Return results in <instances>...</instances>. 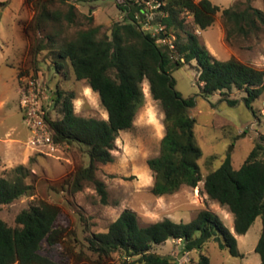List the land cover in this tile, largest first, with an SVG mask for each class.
<instances>
[{
	"label": "trees",
	"instance_id": "1",
	"mask_svg": "<svg viewBox=\"0 0 264 264\" xmlns=\"http://www.w3.org/2000/svg\"><path fill=\"white\" fill-rule=\"evenodd\" d=\"M81 1L95 0H23L34 11L29 30L41 32L47 23L61 20L72 24L74 3ZM161 1L163 6L152 23H161L166 33L175 35L173 50L159 46L155 38L140 30L144 5L139 0H116V8L125 15L123 21L112 24L109 37L99 36L98 26L89 27L56 48L55 72L63 69L59 61L67 60L75 80L85 81L97 93L107 114L106 120L77 116L72 104L74 94L54 90L55 105L46 115L54 141L78 144L89 157L86 167H78L70 175L69 190L79 191L84 182H89L100 203L107 204L106 187L95 177L97 164L112 163L118 134L132 130L134 117L144 102L142 83L146 81L150 96L159 103L164 126L158 155L147 160L154 178L150 193L154 197L172 195L183 186L194 189L202 181L201 193L232 215L234 234L244 235L260 217L261 232L254 251L259 264H264V135L258 136L239 169H233L227 158L202 178L197 164L201 153L193 132L195 120L189 114L194 97L183 98L175 90L171 76L174 69L194 61L199 95L218 93L221 101L233 106L237 100L228 94L235 89L245 94L243 101L252 110V104L264 94V69L254 68L235 57L224 61L213 58L194 29L206 30L220 12L225 41L229 42L233 36L245 39L264 31V12L248 3L243 8L236 3L221 9L209 0ZM54 5L65 6V12L50 10ZM180 32L184 35L182 40ZM45 49L36 45L33 56ZM55 109L61 114L60 119L52 118ZM28 173L25 167L17 166L11 170V178L0 176V206L34 194L33 185L26 182ZM59 212L58 206L37 200L16 215L15 227L7 226L0 219V264H54L42 254V244L55 247L62 243L65 233L57 226ZM169 239L180 240L184 253L201 251L213 240L231 256H240L235 236L216 214L204 209L189 222L166 218L144 227L138 224L134 212L124 210L105 232L92 234L87 247L104 260L117 254V264H177L169 256L152 252L154 245ZM199 263L208 264V258L201 255Z\"/></svg>",
	"mask_w": 264,
	"mask_h": 264
},
{
	"label": "rangeland",
	"instance_id": "2",
	"mask_svg": "<svg viewBox=\"0 0 264 264\" xmlns=\"http://www.w3.org/2000/svg\"><path fill=\"white\" fill-rule=\"evenodd\" d=\"M209 1L221 9L236 3L243 8L248 3L264 12V0ZM74 5L72 24L64 20L49 22L43 31L33 33L28 27L34 15L33 9L23 4V0H0V176L11 178V170L23 166L29 172L26 182L34 187L32 196H23L10 204L1 205L0 219L7 226L15 227V217L20 211L37 200L47 201L58 206L57 226L64 230L65 237L55 247L43 243V255L54 264H117V254L107 260L100 259L88 250L87 240L92 234L105 232L124 210L134 212L138 224L144 227L166 218L174 222H189L204 209L216 214L235 236L240 256H231L227 249H220L213 240L207 242L201 251L184 253L181 242L169 239L154 245L152 252L169 256L177 264H200L201 255L208 258V264H259L254 249L261 232L260 217L244 235L234 234L232 215L201 193L202 181L194 189L183 186L172 195L154 197L150 193L154 178L147 160L158 155L164 126L163 113L159 103L150 96L146 81L142 83L144 102L134 117L132 130L118 134L112 163L97 164L95 177L106 187V205L100 203L94 186L89 182H84L79 191L69 190L67 182L70 175L76 168L86 167L89 163L84 147L75 143L62 144L60 151L47 155L44 149L27 146L31 130L24 122L18 104L17 90L21 83L19 81L18 84V73L20 79L25 75L40 74L53 91L72 92L75 115L107 119L97 93L85 81L75 80L67 60L59 61L63 69L55 77H44L50 67L55 71L53 61L61 42L72 39L80 30L94 26L100 28L99 36L109 37L112 24L123 21L125 15L116 8V0L81 1ZM49 9L65 12L66 7L54 5ZM155 17L156 14L152 17L153 21ZM194 33L213 58L224 61L235 57L254 68L264 69V31L245 39L233 36L226 42L225 27L218 12L212 26L203 31L194 29ZM178 34L182 40L184 35L181 32ZM36 45L46 49L33 56L32 49ZM197 75L194 61L171 72L175 90L183 98L194 97V106L189 114L195 120V144L201 153L197 164L204 178L227 158L233 169H239L258 136L264 135V94L252 104L251 110L243 101L245 94L232 89L229 98L237 102L229 106L220 100L218 93L207 97L199 95ZM52 118H61L58 109L53 111Z\"/></svg>",
	"mask_w": 264,
	"mask_h": 264
},
{
	"label": "built area",
	"instance_id": "3",
	"mask_svg": "<svg viewBox=\"0 0 264 264\" xmlns=\"http://www.w3.org/2000/svg\"><path fill=\"white\" fill-rule=\"evenodd\" d=\"M144 11L140 30L155 38L159 46L173 50L175 48V37L166 33L161 23L153 24L152 17L159 12L163 6L161 0L142 1ZM18 86V104L22 112L24 122L31 130L27 140V146L32 149H44L47 155L60 151L61 143L54 141L51 128L46 121V115L54 108V91L44 82L42 75L29 74L23 76ZM181 242L180 240H178Z\"/></svg>",
	"mask_w": 264,
	"mask_h": 264
},
{
	"label": "crops",
	"instance_id": "4",
	"mask_svg": "<svg viewBox=\"0 0 264 264\" xmlns=\"http://www.w3.org/2000/svg\"><path fill=\"white\" fill-rule=\"evenodd\" d=\"M24 62H22V64H23ZM21 67V66H20ZM45 69V68H44ZM17 74V73H16ZM43 74V73H42ZM57 75V73L55 72V71H53V67H50V69L47 71V74L44 76L46 79L47 78H49V76L51 77V76H56ZM18 84H19V81H18ZM17 92H18V90H17Z\"/></svg>",
	"mask_w": 264,
	"mask_h": 264
}]
</instances>
